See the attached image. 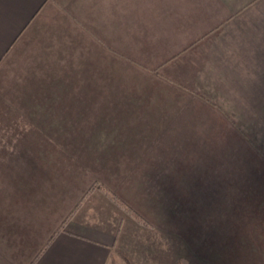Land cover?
<instances>
[{
	"label": "crops",
	"instance_id": "0c3cea01",
	"mask_svg": "<svg viewBox=\"0 0 264 264\" xmlns=\"http://www.w3.org/2000/svg\"><path fill=\"white\" fill-rule=\"evenodd\" d=\"M1 80L12 110L35 96L40 111L94 113L89 124L103 114L111 143L148 160L136 176L193 194L199 221L220 227L183 264H264V0H0ZM39 189L0 181V264H181L120 207L88 210L94 192L76 206L73 185Z\"/></svg>",
	"mask_w": 264,
	"mask_h": 264
},
{
	"label": "rangeland",
	"instance_id": "374dc122",
	"mask_svg": "<svg viewBox=\"0 0 264 264\" xmlns=\"http://www.w3.org/2000/svg\"><path fill=\"white\" fill-rule=\"evenodd\" d=\"M6 84H8L6 80L0 81V94L5 92L3 88H6ZM10 99L16 105L14 110L7 106V97L0 96V170L7 167L13 168L14 177H11V173L7 177L0 176L1 182L7 178L12 184L23 186L30 184L36 189L40 188L39 190L45 192L46 196H49L50 192L56 190L57 187L73 185L75 187L73 202L78 199L76 206L83 204L84 200L94 192L87 200L86 204L92 206L88 210L95 206L101 213L105 212L106 214L107 209H104L102 200L109 203L110 207L119 208V206L100 190L103 197L97 188L90 191L92 193L88 192V189L94 186V182L101 183L110 193L118 196L126 206L142 217L145 223H141V226L147 228L148 232L144 235H148L147 239L151 238L154 241L147 248L166 249L172 247L174 243V249L176 255L180 257L178 260L181 264L185 262L182 252L184 249H188L190 243L195 244L199 248L197 250H200V231L203 237L204 230L210 238L215 237V228L220 226L208 225L206 223L207 216L202 219L204 224L199 221L198 217L205 214L201 210L200 214L199 209L193 207L197 204V200L193 201L191 192L182 191V183L170 187L166 184V178H152L149 174L144 177L135 175V166L145 164L148 160H141V153L136 151L139 146L134 149L133 145L111 143L119 138L112 137V135H116L114 128L112 131H105L102 128L104 126L103 114H96L95 119L89 124L88 120L94 113L81 114L71 107H63L66 111L61 113H49L42 109L39 110L38 97L27 96ZM22 109L24 110L22 111ZM106 115L107 119L109 118L108 121L112 122L118 113L110 112ZM97 116L99 117L97 118ZM40 122H42L41 126L45 124L46 127L41 128ZM109 122L106 126L109 125ZM115 122L118 124V120ZM74 139L79 142V145L72 144ZM101 140H105V145H92L93 142ZM96 148L102 150L101 154L96 152ZM124 170H127L130 175L127 173L124 175ZM70 207L72 208V205ZM186 208L189 209L187 216H190L192 220L191 222L186 220L185 223L182 218L187 212ZM75 209L74 207L68 214L65 212L63 215L69 217ZM119 209L131 217L125 210ZM92 214L95 216L94 211ZM109 216L108 214L107 217ZM169 218L172 219V224L168 225ZM195 221L201 225L198 222L196 224ZM221 227L225 230L223 233L227 232L228 226L221 225ZM240 227L235 226L237 230H234L233 227L234 232L238 233V238L233 237L232 243L240 244L244 251L250 249L251 242L250 238H246L241 233L243 231L242 228L240 230ZM243 227L248 228L247 225ZM184 228L188 235V237L185 236V239L183 237Z\"/></svg>",
	"mask_w": 264,
	"mask_h": 264
},
{
	"label": "trees",
	"instance_id": "16d2710c",
	"mask_svg": "<svg viewBox=\"0 0 264 264\" xmlns=\"http://www.w3.org/2000/svg\"><path fill=\"white\" fill-rule=\"evenodd\" d=\"M95 188L101 190L104 194L109 196L110 199H112L120 208L125 210L136 221H138L139 223H145L143 221L142 217L137 212L133 211L128 206H126V204H124V202L118 196L114 195L113 193H110L109 190L106 188V186H104L103 184H101V183L96 184V182H94V186L89 188L88 192L92 191Z\"/></svg>",
	"mask_w": 264,
	"mask_h": 264
}]
</instances>
